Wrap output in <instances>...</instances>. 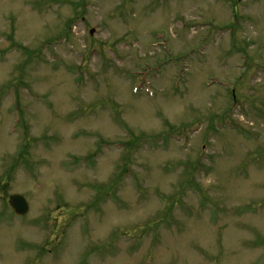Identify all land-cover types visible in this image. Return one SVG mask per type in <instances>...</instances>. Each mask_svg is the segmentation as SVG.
I'll return each mask as SVG.
<instances>
[{
    "label": "rangeland",
    "instance_id": "rangeland-1",
    "mask_svg": "<svg viewBox=\"0 0 264 264\" xmlns=\"http://www.w3.org/2000/svg\"><path fill=\"white\" fill-rule=\"evenodd\" d=\"M0 264H264V0H0Z\"/></svg>",
    "mask_w": 264,
    "mask_h": 264
},
{
    "label": "water",
    "instance_id": "water-1",
    "mask_svg": "<svg viewBox=\"0 0 264 264\" xmlns=\"http://www.w3.org/2000/svg\"><path fill=\"white\" fill-rule=\"evenodd\" d=\"M8 203L17 216H23L28 212V204L21 194H11L8 198Z\"/></svg>",
    "mask_w": 264,
    "mask_h": 264
},
{
    "label": "trees",
    "instance_id": "trees-1",
    "mask_svg": "<svg viewBox=\"0 0 264 264\" xmlns=\"http://www.w3.org/2000/svg\"><path fill=\"white\" fill-rule=\"evenodd\" d=\"M28 134H29V132H28ZM23 137H24V140H25L26 142H28V140H29V136L27 135V131H26V130H24V135H23ZM24 147L26 148V144H24L23 147L21 146V148H20V150H19L20 153L23 151Z\"/></svg>",
    "mask_w": 264,
    "mask_h": 264
}]
</instances>
